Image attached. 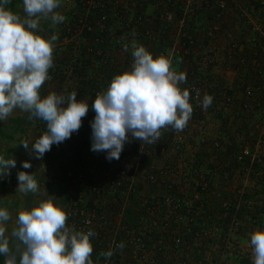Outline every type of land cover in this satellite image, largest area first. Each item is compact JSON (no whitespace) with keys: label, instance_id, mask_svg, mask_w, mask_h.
Returning a JSON list of instances; mask_svg holds the SVG:
<instances>
[{"label":"rangeland","instance_id":"1","mask_svg":"<svg viewBox=\"0 0 264 264\" xmlns=\"http://www.w3.org/2000/svg\"><path fill=\"white\" fill-rule=\"evenodd\" d=\"M172 1L120 0L122 8L130 11L125 23L130 26L127 27L115 20L111 29L114 31L104 37L105 39L101 37L103 41L105 40L101 44L95 43V38L81 40L75 38L62 43V37H58L54 42L56 45L53 54L54 67L57 61L65 66L66 76L46 81L41 89V96L44 97L50 92L68 95L83 87L86 91L93 90V84L83 82V75L86 72L96 74L102 87L107 89L112 80L110 74L115 76L131 68L133 63L131 50L125 52L122 44L131 41L133 31L138 44L144 45L154 56L171 53L176 71L187 74V82L181 86L182 88H187L190 82L196 83L204 74L209 76L210 79L203 84L212 85L215 94H211V89H207L206 86H200V90L202 89V94L205 95L204 91L207 89V94L213 97L212 104L207 109L203 106L198 109L192 103L193 114L186 126V133L183 130L179 134H173L181 137L184 145L181 151H170L171 169H174L175 175L168 178L172 180L173 188L183 189L185 186L182 176L185 172L192 171L194 175H199L206 165L216 166L214 170L207 167L216 176L212 180V187L205 195V202L195 203L193 208L194 219L199 223V229L205 238L190 242L187 240L188 235L183 238L181 230L172 233L170 238L180 237L178 249L181 253L195 254L197 250L218 252L222 247L226 249L228 264H253L250 237L256 230H264V151L260 148L259 156L263 157L252 167L254 174L248 178L238 171L237 174L231 175L227 167L231 170V157L239 156L245 146L254 144L259 138L263 114L256 113L254 117L245 115L242 118L237 115L238 105H235V108L228 106L225 112L219 103L222 102L224 92L233 91L238 85L255 88L264 86V0ZM19 4L15 3L11 9H15ZM142 6L145 7L143 11ZM168 13L171 14L170 18ZM138 14L145 16L144 20L137 25L131 24L130 20ZM41 27L42 31L39 34L45 38H50L53 34L59 35L63 30L62 24L53 28L50 21H42ZM92 45L94 49H88L90 46L93 48ZM95 46L99 48L95 50ZM54 67L49 69V74ZM192 71L197 75L192 76ZM215 90L221 92L217 94ZM262 93L258 94L259 98L264 97V92ZM28 116L29 113L16 109L6 121H0V156L16 160V166L10 170V175L0 178V181L6 184L0 186V207H7L11 213V220L8 222L9 232L15 227L20 210L37 206L49 195H55L65 209L69 200L68 189L65 186L68 180L67 173L73 167L77 168L72 162L69 149L67 148L65 152V149L61 148L62 143L54 144L50 150L53 153L48 151L41 159L35 158V153L30 151L31 146L25 149L19 144L22 139H27L30 144L34 143L47 130L46 122L40 124L42 120L35 118L29 120ZM247 118L249 120H246ZM225 119L227 121H224ZM214 143L219 145L214 147ZM260 144L262 146V142ZM199 157L202 159L200 163ZM224 158L225 161L222 160ZM217 160L221 163L218 164ZM25 161L31 163L30 168L22 167ZM166 163L163 159H157L153 168L159 171ZM221 165L227 175L222 172ZM105 167L102 170H106ZM21 171L35 173L39 184L38 193L24 194L17 190L19 184L17 177ZM257 172L262 174L258 177L255 175ZM222 175L227 176V179H223ZM193 180L195 179L187 181L188 186L184 191H187L189 197H191L189 192L194 187ZM165 184L161 183L156 191L148 190L146 187L143 194L145 196L163 194ZM244 184L247 193L244 202L236 210L233 207L234 198L237 190ZM79 189H76L72 198H80L86 202L88 192L82 189L78 192ZM114 201L116 203L107 210L109 214L107 224L101 226L107 233L102 234L101 231L100 235L108 241L114 239L116 233L114 229L118 222L123 224L122 227L130 228L144 223L141 220L144 212L141 211L139 200L125 204L120 196L110 203ZM226 236L229 239L222 242ZM92 243L94 247L97 245ZM182 244L186 248L180 247ZM99 251L98 248L93 251L92 259L95 255L99 256ZM121 254L123 255L121 264L133 263V259L131 258V261L126 252ZM4 260L5 257L2 256L0 264H4Z\"/></svg>","mask_w":264,"mask_h":264},{"label":"clouds","instance_id":"2","mask_svg":"<svg viewBox=\"0 0 264 264\" xmlns=\"http://www.w3.org/2000/svg\"><path fill=\"white\" fill-rule=\"evenodd\" d=\"M11 0H0V121H6L19 109L29 113L28 119L46 122L47 130L34 143L22 139L25 149L41 159L52 146L59 145L78 133L89 106L95 112L90 122L91 151L105 152L109 161L119 160L126 143L141 141L144 146L156 144L162 130L171 128L183 131L193 114L191 93L181 86L187 82V74L173 67L171 53L154 56L144 45L138 44L135 31L130 42L122 44L123 50H131V68L117 74L105 91L97 93L94 101L77 99V92L68 95L50 92L42 97L41 89L51 80L49 69L54 67L55 41L39 34L42 21L51 26L66 21L57 11L61 0H23V15L7 5ZM197 106L207 109L213 101L205 94L201 100L196 90ZM16 166L14 158L0 156V178L10 175ZM22 167H31L25 161ZM35 173H18L20 193H38ZM69 214L59 204L55 195L30 209L19 211L15 227L9 232L11 213L0 207V255L4 264H93L94 251L90 237L93 231L76 230L69 226ZM253 264H264V230H256L250 237ZM125 247L121 242L116 249ZM111 259V248L101 253Z\"/></svg>","mask_w":264,"mask_h":264},{"label":"built area","instance_id":"3","mask_svg":"<svg viewBox=\"0 0 264 264\" xmlns=\"http://www.w3.org/2000/svg\"><path fill=\"white\" fill-rule=\"evenodd\" d=\"M119 1L64 0V3L69 6V10L66 12V21L62 23L63 30L60 31L61 34L58 37H62V43H67L75 38L78 40L95 38V43H103L105 40L103 41L102 38H106L114 31L111 29L115 20H118L120 24H125L127 21L130 11L123 9ZM136 17L138 20H144L145 16L138 14ZM170 17L171 14L168 13V18ZM130 21L132 24L133 20ZM125 25L127 27L130 26V24ZM98 36H100L99 39L97 38ZM98 48L99 46H95V50ZM88 49H94V46L93 48L90 46ZM191 74L192 76L197 75L194 71ZM200 77L196 83L190 82L187 86L191 93L190 101L198 109L201 106H197L196 90H199L201 100L204 97L200 86H206L207 89H211V94H215L214 90H212V85H205L210 77L206 74ZM83 79L84 82L90 80V84H93V90L86 91V88H80L76 91L77 99H83L91 104L97 93L106 89L102 87L101 81L97 76L93 78L87 76L85 78V75H83ZM207 89H205L204 94H207ZM219 90H215L217 94L221 92ZM262 91L264 92L263 85L258 88L238 85L233 91L224 92L222 102L219 103L225 109V112L228 106L235 108V105H238L237 115L242 118L245 115L254 117L256 113L263 114L259 138L254 144L245 146L239 156H233L239 166L234 169L232 165L235 170H232L234 172L232 175L237 174L238 171L240 174H245V177L248 178V176L254 174L252 167L258 164L263 157L259 156V150L262 148L264 151V97H258V94H263ZM94 117L95 112L90 105L89 112L83 118L79 132L73 133L70 139L62 142L61 148L65 149V152L67 148L69 149L72 162L77 166V168L73 167L72 170H68L67 173V193L69 194V200L65 208L69 214L67 223L69 226H74L78 231L94 232L95 229L107 224L109 217L107 210L109 206L116 203L115 201L110 203V201L117 200L120 196L125 204L139 200L141 211L144 212V217L141 218L144 223L130 228L122 227L123 224L118 222L114 229L116 232L114 233V239L111 241L101 237L100 230H97L96 235L90 237L91 242L97 243L94 250L97 248L100 250L98 252L99 256L96 257L95 255L93 264H121L123 257L121 253L123 252H126L130 259H133V261L131 259L132 264H228L226 249L222 247L219 248L218 252H201L197 250L195 254L181 253L178 249V245L181 242L180 237L172 236L170 238L172 233L179 230H181L183 238L188 235L187 240L190 242L205 238L201 234L199 223L194 219L195 211H193V208L195 203L201 202V193L209 192L210 186L212 187V180L216 176L215 173L208 169H204L199 175H194L192 171L190 173L185 172L182 176V182L185 187L183 189L173 188L172 180L168 179L170 176L175 175L174 169H171L170 151H181L183 148L184 141H182L181 137L173 135L179 134L180 131L177 132L171 128L162 130L160 140L153 145L145 144V150L143 151H141L142 142L139 140L126 143L120 159L109 161L106 159L107 154L105 152L97 153L91 151L92 129L90 122ZM249 119L247 118L246 120ZM170 129L172 135L169 133ZM186 130L187 128L185 127L184 133H186ZM218 145L214 143V147ZM50 153L53 152L50 151ZM147 158L149 161H144ZM157 159H163V161L167 162L159 171L153 168ZM89 162L90 166L87 165ZM97 162L108 165V168L101 170L97 167ZM261 174L262 172H257L255 175L259 177ZM192 179L196 181L193 180L194 183L192 185L194 187L189 192L191 194V197H189L187 191H184L186 186H188L187 181ZM223 179H227V176H224ZM161 183H166L163 194L159 193L152 196L143 194V190L146 187L148 190L156 191L160 188ZM77 188L88 192L89 196L86 202L80 198H72ZM80 189L78 192H80ZM246 193L245 184L237 190L233 206L236 210L244 202ZM79 195L81 196L80 193ZM228 239L226 236L222 242ZM121 242L124 243L125 247L122 250L116 249V245ZM183 246V244L180 245V247ZM110 248L114 250V255L109 260L102 256L101 253L108 251Z\"/></svg>","mask_w":264,"mask_h":264},{"label":"trees","instance_id":"4","mask_svg":"<svg viewBox=\"0 0 264 264\" xmlns=\"http://www.w3.org/2000/svg\"><path fill=\"white\" fill-rule=\"evenodd\" d=\"M174 1V0H173ZM15 3H18V1L17 0H11V3L9 4V5H7V6H9L10 8H13V5L15 4ZM141 9H142V11L143 10H145V7L144 6H142L141 7ZM141 21V19L140 20H138L137 19V17H136V15L134 16V18H133V24H138L139 22ZM142 21H143V19H142ZM85 62H87V61H84V63ZM66 72V68H65V66H63L62 64H59L58 63V61H57V65H55V67H54V69L52 70V72H50V76H51V78L52 79H54L55 77L58 79V77H65L66 75L64 74ZM84 75H85V78H87V76L88 77H91V78H93L94 76H95V74H91L90 72H86V73H84ZM109 77L111 78V79H113L114 78V75L112 76V74H110L109 75ZM84 82V81H83ZM87 83H91L90 82V80H87ZM92 85V84H91ZM211 111V110H210ZM218 117H220L221 118V116H219L218 115ZM224 121H227V119H225ZM17 122V121H16ZM40 124H42V123H45L44 121H40L39 122ZM220 158V157H219ZM199 159H201V157H199ZM220 160V159H219ZM223 161H225V158L224 159H222ZM144 161H146V162H148L149 161V159L147 158V159H145ZM221 161V160H220ZM220 161H218L217 160V162H218V164H219V162ZM200 162H202V160H199V163ZM232 162V165L234 166V169H236L238 166H239V164L231 157V160H230V163ZM221 163V162H220ZM88 166H90V162L87 164ZM213 165V164H212ZM222 166V165H221ZM97 167H99L101 170H102V168H104L105 167V165L103 164V163H100V162H97ZM212 168L213 170L215 169L214 167H216V166H207L206 165V167H204L205 169H208V168ZM223 167V166H222ZM225 167H227V166H225ZM231 167V170H230V168L229 167H227L228 169H229V171L233 174L234 172L232 171V170H234L233 168H232V166H230ZM105 168H108V165L105 167ZM222 170V172L224 173V174H226V172H224L225 171V169H224V167L221 169ZM227 171V170H226ZM229 171H227V173L229 172ZM235 171V170H234ZM231 174V175H232ZM227 175V174H226ZM222 178H224V176L222 175ZM6 185L5 184V182H1L0 181V186L1 185ZM66 187H67V184L65 185ZM211 187V186H210ZM205 195H207V191L206 192H202L201 193V201H202V203H204L205 201H204V199H205ZM97 230H100L99 231V233H101V231H103L102 232V234H106L107 233V231H106V233H105V231L102 229V228H99V229H95L94 230V232L95 233H97ZM2 256L3 255H0V259L2 258ZM94 258H95V256L93 257V261H94Z\"/></svg>","mask_w":264,"mask_h":264},{"label":"crops","instance_id":"5","mask_svg":"<svg viewBox=\"0 0 264 264\" xmlns=\"http://www.w3.org/2000/svg\"><path fill=\"white\" fill-rule=\"evenodd\" d=\"M18 2L20 3L19 6L17 5L16 8L13 9V11L23 15V0H18ZM58 10L59 12H61L63 15L66 16V12L69 10V6L64 3V0H61V7ZM198 153L202 154L203 152H198Z\"/></svg>","mask_w":264,"mask_h":264}]
</instances>
